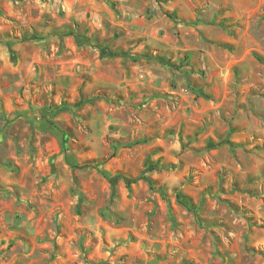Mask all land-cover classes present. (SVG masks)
Instances as JSON below:
<instances>
[{"label":"rangeland","instance_id":"374dc122","mask_svg":"<svg viewBox=\"0 0 264 264\" xmlns=\"http://www.w3.org/2000/svg\"><path fill=\"white\" fill-rule=\"evenodd\" d=\"M0 264H264V0H0Z\"/></svg>","mask_w":264,"mask_h":264}]
</instances>
